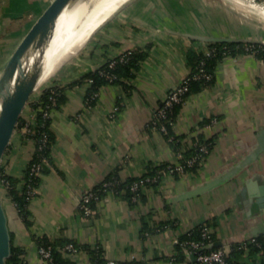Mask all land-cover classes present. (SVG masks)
I'll return each instance as SVG.
<instances>
[{
	"label": "crops",
	"instance_id": "obj_1",
	"mask_svg": "<svg viewBox=\"0 0 264 264\" xmlns=\"http://www.w3.org/2000/svg\"><path fill=\"white\" fill-rule=\"evenodd\" d=\"M50 1L0 0V40L18 33L19 19H36ZM252 7L242 0H131L54 72L45 85H59L62 99L50 113L54 141L47 171L29 198L30 226L4 201L13 245L24 252L21 264H49L34 235L82 246L71 256L76 264H94L86 250L92 247L114 263L198 264L191 250L177 259L176 246L201 224L214 235L212 247L228 252L233 244L264 234V148L259 146L260 138L264 141V59L243 53L218 62L213 83L187 95L172 123L173 134L183 136L179 146L150 126L160 101L191 70L187 50L207 52L208 43L215 42L191 35L264 43V20L252 14ZM133 49L143 58L132 75L103 84L89 101L85 74ZM39 95L40 90L33 99ZM21 116L35 122L30 105ZM206 119L210 124L199 128ZM194 129L215 141L196 171H164L131 201L109 191L91 213H83L81 196L111 173L128 179L162 164H179ZM33 150L23 127H16L0 168L19 180L18 188ZM255 259L242 263L257 264Z\"/></svg>",
	"mask_w": 264,
	"mask_h": 264
},
{
	"label": "trees",
	"instance_id": "obj_2",
	"mask_svg": "<svg viewBox=\"0 0 264 264\" xmlns=\"http://www.w3.org/2000/svg\"><path fill=\"white\" fill-rule=\"evenodd\" d=\"M208 53L205 51H197L194 48H189L187 50V59L191 70L188 74V80L186 82L187 89L180 94V99L172 102L171 105L164 108V114L159 116L154 113L152 122L150 126L160 127L164 125L166 128L165 134L170 138V142L173 144L174 148L179 146L182 135H174L172 130V123L179 112L181 104L185 97L193 92H197L209 85L214 81V68L225 56H235L237 54L252 53L258 58L264 59V43L262 42H210L208 43ZM143 58V54L139 50H131L130 55L125 61H116V63L111 67L109 66V61L101 65L97 70L88 72L85 74V79L88 81L87 99L92 101L98 93L99 88L106 83L119 82L121 79L128 78L132 75V71L137 68L139 60ZM204 74H208L209 77H205ZM108 75H112L110 78ZM54 90L56 93V100L52 102L50 99L51 91ZM62 99V88L55 85H45L40 90V95L36 99H31L28 101L27 105H30L35 112V122L33 124L26 122L22 116H20L17 128H22L24 125L29 124L31 131L24 132L25 138H28L34 143V150L31 160L28 166L24 170V174L21 178L24 181L22 188H18V179L6 174L0 168V194L3 200H9L16 211L17 216L21 219L24 226H30L31 222L28 219V203L30 198L29 190L34 188L41 177L42 173L47 171V167L44 164V160H50V149L51 144L54 141V135L50 128V116L44 117L42 115L44 108H54L58 106L60 100ZM162 100L158 104V107H162ZM210 124V120L206 119L202 121L198 127H203L204 125ZM194 134L191 136L192 143L183 152V157L180 159L179 164L182 165V171L173 170L172 172L177 174V172L183 171H196L202 164L200 161V156L196 158L191 164L187 163V160L201 154L203 157H207L214 145V137H207L202 131L194 129ZM206 146L207 152L203 153L200 151V146ZM205 160V159H204ZM203 160V161H204ZM40 164L41 168L39 172H35L33 166ZM177 164H162L151 168V170L139 177H131L128 179H122L116 172L111 173L107 176L101 183L93 188L95 198H91L88 203L93 209L95 202L102 198L107 192L111 191L117 195H121L128 200L138 199L142 197V187L155 184L159 178L162 176L164 171H168L170 167H175ZM137 182L138 187L133 189L131 186L133 183ZM84 213V210L82 208ZM206 225L201 224L195 227L193 230L182 235L177 243L178 258L184 257V242L195 240L204 241L203 247L200 251H208L212 248L209 247L214 235L209 233V238L204 239L202 237V231ZM11 233V256L7 260V264H21L20 256L24 253L23 249H20L13 245ZM33 239L37 245V248L43 247L50 251L49 264H76L75 260L71 257L77 251L82 250L74 241L67 238H56L51 239L47 236H33ZM72 243L75 251L67 249V244ZM243 243V242H242ZM242 243H236L232 245L231 250L226 256V264H243L245 259H253L257 264H264V234L258 235L244 241L245 246ZM86 249V248H85ZM91 255V260L94 264H108L103 257V251L99 247H92L86 249ZM114 264H143L141 261H126V262H115ZM216 264V263H214Z\"/></svg>",
	"mask_w": 264,
	"mask_h": 264
},
{
	"label": "water",
	"instance_id": "obj_3",
	"mask_svg": "<svg viewBox=\"0 0 264 264\" xmlns=\"http://www.w3.org/2000/svg\"><path fill=\"white\" fill-rule=\"evenodd\" d=\"M80 1L82 0H51L24 34L0 72V163L22 111L27 105L31 94L37 88L57 26L62 17L69 16ZM129 1L131 0H125L120 4L111 16ZM242 1L259 10V7L264 8V0ZM191 36L215 42H260L250 38ZM259 146L264 148V141L261 138ZM204 188L205 186L201 187V189ZM214 245H218V243ZM208 246L212 247L213 244H208ZM199 250L201 248L197 249V251ZM10 256L11 233L8 226L7 212L0 194V264H7ZM191 258L192 260L196 259L195 252H192Z\"/></svg>",
	"mask_w": 264,
	"mask_h": 264
},
{
	"label": "bare ground",
	"instance_id": "obj_4",
	"mask_svg": "<svg viewBox=\"0 0 264 264\" xmlns=\"http://www.w3.org/2000/svg\"><path fill=\"white\" fill-rule=\"evenodd\" d=\"M125 0H82L60 20L38 80L44 83ZM264 13V8L259 7Z\"/></svg>",
	"mask_w": 264,
	"mask_h": 264
},
{
	"label": "built area",
	"instance_id": "obj_5",
	"mask_svg": "<svg viewBox=\"0 0 264 264\" xmlns=\"http://www.w3.org/2000/svg\"><path fill=\"white\" fill-rule=\"evenodd\" d=\"M209 50H207L206 53H208ZM131 50H125L124 52H122L121 54H119L118 56L110 59L109 61V66H113L116 61H125L128 58V55H130ZM202 75H204L205 77H209L208 74H204L202 73ZM110 78H112V75H108ZM188 80V75L181 81V83L176 86L175 88H173L170 93L167 94V96L165 98L162 99L163 102V106L162 107H158L155 109V114L161 116L164 114V108L171 105L172 102L177 101L180 99V94L182 92H184L187 89L186 86V82ZM51 95H50V99L52 100V102H55L56 100V93L54 90L51 91ZM93 95H96V93H94ZM48 105L44 108L42 115L44 117H49L50 113H51V108H47ZM213 122V120L211 121ZM206 126V125H204ZM159 130H161L162 132H166V128L164 125H161L160 127H155ZM23 130L24 132H30L31 128L29 126V124H26L23 126ZM200 151L205 153L207 152V148L206 146L202 145L200 146ZM200 156V161L203 162V160L205 159V157L201 156V154H198L197 156H194L190 159L187 160L188 164H191L196 158H198ZM44 164L47 163L46 160L43 161ZM41 168L40 164H36L33 166V169L35 170V172H39V169ZM178 170V171H182L183 167L180 164H177L175 167H170L168 169L169 172H172L173 170ZM133 189H136L138 187V183L135 182L132 184L131 186ZM34 192V188H30L29 193L30 195H32ZM91 198H95L94 192L93 190H89L86 193H84L81 196V201H80V206L81 208H83L84 210V214H89L92 212V208L89 206V202L91 200ZM202 237L204 239H208L209 238V232L206 228L203 229L202 231ZM184 250H191L192 252H195V258L196 261L198 262V264H226V256L228 254V251L225 248L222 247H217V248H212L208 251H197L198 248H202L204 241H195V240H190V241H185L184 242ZM242 246H245V243H242ZM67 249H71L72 251H75V248L73 246L72 243L67 244L66 246ZM39 254L45 258L46 260L50 259V251L47 248H43V247H39L38 248ZM108 264H114V262L112 261H108Z\"/></svg>",
	"mask_w": 264,
	"mask_h": 264
},
{
	"label": "rangeland",
	"instance_id": "obj_6",
	"mask_svg": "<svg viewBox=\"0 0 264 264\" xmlns=\"http://www.w3.org/2000/svg\"><path fill=\"white\" fill-rule=\"evenodd\" d=\"M242 2H244V1H242ZM247 4V3H246ZM252 10H253V12H252V14L253 15H255V16H258L260 19H263L264 20V13L263 12H260L259 11V9L258 8H256V7H252ZM255 12H258V14L257 13H255ZM36 19L35 18H29V19H27L26 17H25V19H19L18 20V22L16 23V24H14L15 25V27H17L16 29L18 30V33H16V34H12L11 36H9V38H7V39H5L4 41H1L0 40V42H2L3 44H5V46L4 47H2V48H0V64H2L5 60H6V58L8 57V56H10L12 53H13V51H14V49L16 48V44H17V41H19V39L22 37V35L27 31V29H29L30 28V26L33 24V22L35 21ZM21 23L23 24V26L21 25ZM25 23H26V25H25ZM6 38V37H5ZM86 42V41H85ZM84 42V43H85ZM75 54V53H74ZM73 54V55H74ZM73 55H71L68 59H70ZM67 59V60H68ZM66 60V61H67ZM65 61V62H66ZM64 63V62H63ZM62 63V64H63ZM61 64V65H62ZM60 65V66H61ZM59 66V67H60ZM54 74V73H53ZM53 74L51 75V76H49V78L44 82V83H42V84H40V85H38L37 86V88L33 91V93L31 94V97H30V99L29 100H31L33 97H34V95H35V93L37 92V91H39V90H41L42 89V87H44V85L47 83L48 84V82H50V80H51V78H52V76H53ZM44 84V85H43ZM2 196V195H1ZM2 199H3V197H2ZM5 201V199L3 200V202Z\"/></svg>",
	"mask_w": 264,
	"mask_h": 264
}]
</instances>
